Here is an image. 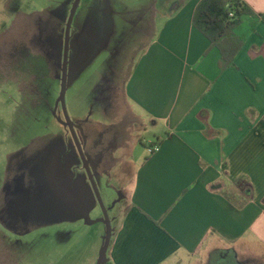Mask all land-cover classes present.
<instances>
[{
	"label": "crops",
	"instance_id": "1",
	"mask_svg": "<svg viewBox=\"0 0 264 264\" xmlns=\"http://www.w3.org/2000/svg\"><path fill=\"white\" fill-rule=\"evenodd\" d=\"M201 1H96L102 14L115 17L102 20V48L119 34L141 50L128 53L122 80L116 60L88 81L89 115L76 106L87 102L82 92L71 107L110 217L102 264H264V0H243L256 15L244 18L245 43L225 69L194 26ZM119 100L124 108L117 116L112 105ZM147 121L154 127L149 147L160 146L153 154L138 150L146 145L139 132ZM41 139L32 144V163L24 158L4 181L0 228L26 235L30 224L67 221L84 229L75 244L68 241L66 249L76 251L91 229L96 254L84 264H98L107 225L81 155L72 152L66 167L55 164L53 149L37 145ZM12 169L9 164L7 172ZM1 248L11 264L38 254L31 242L14 249L4 241ZM51 260L49 254L48 264H73L67 257Z\"/></svg>",
	"mask_w": 264,
	"mask_h": 264
},
{
	"label": "rangeland",
	"instance_id": "2",
	"mask_svg": "<svg viewBox=\"0 0 264 264\" xmlns=\"http://www.w3.org/2000/svg\"><path fill=\"white\" fill-rule=\"evenodd\" d=\"M96 1L83 0L73 22L68 67L73 72L70 89L66 90L70 118L73 100L80 92V99L87 102L85 105L77 103L76 106L83 113L90 114L89 104L94 101V95L92 89L86 86L89 80L96 78L104 66L116 64V60H121L124 68L123 72L118 73L122 80L132 60L127 56L128 53L136 56L141 51L140 45L133 41H120L119 34L115 36L116 40L105 42L102 48L106 32L102 30V20L111 21L112 12L102 14ZM74 3L75 0H0V190L4 187L5 179L14 175L18 162L31 157L27 164L32 163V144L36 137L43 138L37 143L40 148L53 149L51 155L55 164L68 166L72 152L78 150L75 139L66 126L60 102L64 35ZM56 14L60 16L57 19L53 17ZM52 21L59 35H50L54 30L51 24L43 34L41 22L44 24ZM82 67L86 68L81 71ZM68 84L67 76V87ZM112 107L117 116L124 108L120 100L116 104L114 102ZM146 124V130L141 129L139 132L146 145L138 149H145V152L149 148V141L154 139V127L148 121ZM10 162L14 171L9 174L7 168ZM30 225L31 232L26 235H16L0 228L4 235V239H0V264H11L3 260L6 259L1 251L4 241L14 249L24 242L35 245L37 258L33 259L31 256L28 260L18 262L20 264H48L49 254L50 259L56 262L62 259L64 261L67 257L73 264H84L86 258L96 254V249L92 251L89 248L93 235L91 229L84 236L85 247L76 251L75 248L71 250L69 247L67 250L66 247L71 242L75 244V240L82 235L83 228L76 229L67 221L47 226L36 223ZM71 230L74 237L72 241L71 238L66 239Z\"/></svg>",
	"mask_w": 264,
	"mask_h": 264
},
{
	"label": "trees",
	"instance_id": "3",
	"mask_svg": "<svg viewBox=\"0 0 264 264\" xmlns=\"http://www.w3.org/2000/svg\"><path fill=\"white\" fill-rule=\"evenodd\" d=\"M255 15L243 0H202L197 6L193 18L194 26L210 41L211 47L218 50L222 69L234 65L235 58L245 43L240 26L243 25L244 18ZM260 16L264 19V15ZM58 17L60 16L54 18ZM41 23L43 34L47 32L50 24L54 29L50 35L58 34L53 21ZM62 51L64 52V47Z\"/></svg>",
	"mask_w": 264,
	"mask_h": 264
},
{
	"label": "water",
	"instance_id": "4",
	"mask_svg": "<svg viewBox=\"0 0 264 264\" xmlns=\"http://www.w3.org/2000/svg\"><path fill=\"white\" fill-rule=\"evenodd\" d=\"M82 0H75V3L73 4V7L71 9L68 21H67V25H66V31H65V43H64V55H63V67H62V81H61V93H60V102H61V108L63 111V114L65 116V123L66 126L69 128V130L71 131V134L73 135L75 142L77 144V148L78 151L81 155V158L83 160V163L85 165V169L87 170L90 179H91V183L92 186L94 188V191L98 197V200L100 202V205L102 207L103 210V214H104V219H105V223L107 225V238H106V242H105V246L103 249V252L101 254V258L99 259L98 264H102L104 261V258L106 256L108 247L110 245V239H111V235H112V228H111V223H110V217L107 211V208L104 205V202L102 200L101 194L98 190V187L96 185V182L94 180V178L92 177V172L90 170V167L88 166L86 157L84 155L83 152V146L79 140V137L77 135V132L74 128V125L71 121V118L69 116L68 113V109H67V103H66V90H67V71H68V64H69V51H70V39H71V30H72V26H73V22L76 16V13L79 9V6L81 4Z\"/></svg>",
	"mask_w": 264,
	"mask_h": 264
},
{
	"label": "built area",
	"instance_id": "5",
	"mask_svg": "<svg viewBox=\"0 0 264 264\" xmlns=\"http://www.w3.org/2000/svg\"><path fill=\"white\" fill-rule=\"evenodd\" d=\"M231 17L233 16V13L230 14ZM160 150V146L159 145H152L148 148V152L153 154L155 152H158Z\"/></svg>",
	"mask_w": 264,
	"mask_h": 264
},
{
	"label": "flooded vegetation",
	"instance_id": "6",
	"mask_svg": "<svg viewBox=\"0 0 264 264\" xmlns=\"http://www.w3.org/2000/svg\"><path fill=\"white\" fill-rule=\"evenodd\" d=\"M82 2V1H81ZM54 14H55V12H53ZM57 15V14H56ZM70 15V14H69ZM54 17H55V15H54ZM68 21V20H67ZM66 25H67V23H66ZM73 27V26H72ZM65 31H66V28H65ZM71 35H72V30H71ZM71 41V40H70ZM64 43H65V35H64ZM63 46H64V44H63ZM63 55H64V52H63ZM69 65V64H68ZM62 81V80H61ZM21 88V87H20ZM23 93V92H22ZM25 151L26 150H24V153H25ZM18 153H20V151L18 152ZM21 155V154H20ZM19 155V156H20ZM27 157V156H26ZM27 161H29V160H31V157H29L28 159H26ZM22 161H23V159H22ZM22 163V162H21ZM20 162H18L17 164H21ZM10 164H11V162H10Z\"/></svg>",
	"mask_w": 264,
	"mask_h": 264
}]
</instances>
